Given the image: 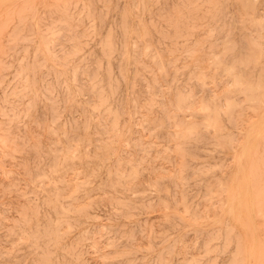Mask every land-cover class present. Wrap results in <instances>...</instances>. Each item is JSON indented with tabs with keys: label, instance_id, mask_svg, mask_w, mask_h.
I'll return each mask as SVG.
<instances>
[{
	"label": "rangeland",
	"instance_id": "1",
	"mask_svg": "<svg viewBox=\"0 0 264 264\" xmlns=\"http://www.w3.org/2000/svg\"><path fill=\"white\" fill-rule=\"evenodd\" d=\"M260 124L264 0H0V264H264Z\"/></svg>",
	"mask_w": 264,
	"mask_h": 264
},
{
	"label": "bare ground",
	"instance_id": "2",
	"mask_svg": "<svg viewBox=\"0 0 264 264\" xmlns=\"http://www.w3.org/2000/svg\"><path fill=\"white\" fill-rule=\"evenodd\" d=\"M262 116H263V115H262ZM260 119H261V118H260ZM260 119H259V121L262 120V119H261V120H260ZM262 122H263V121H262ZM254 124H255V122H254ZM255 125H256V124H255ZM261 125H262V124H260V126H261ZM263 126H264V124H263V125L261 126V128H260L259 125H258V127L260 128L261 131H262ZM258 127H257V128H258ZM253 128H254V126H253ZM255 129H256V128H254V130H255ZM251 130H252V128H251ZM256 130H257V129H256ZM260 130L258 129V132H259ZM261 131H260V132H261ZM251 132H252V131H251ZM251 132H250V133H251ZM262 132H263V131H262ZM248 134H249V133H248ZM258 135H259V134H258ZM248 136H249V135H248ZM250 137H251V136H250ZM250 137H249V138H250ZM253 138H254V137H253ZM247 139H248V137H247ZM247 141H248V140H247ZM248 143H249V142H248ZM245 145H246V144H245ZM243 146H244V145H243ZM243 146H242V147H243ZM246 146H248V145H246ZM244 147H245V146H244ZM244 147H243V148H244ZM249 147H251V146H248L247 149H249ZM240 149H241V148H240ZM245 149H246V148H245ZM242 150H243V149H242ZM250 151H251V150H250ZM250 151H249V152H250ZM242 154H243V152H242ZM248 154H249V153H248ZM244 155H245V153H244ZM244 155H243V156H244ZM247 156H248V155H247ZM238 157H239V156H238ZM240 165H241V164H240ZM241 166H242V165H241ZM241 166H240V167H241ZM241 168H243V167H241ZM243 169H244V168H243ZM241 170H242V169H241ZM246 171H247V170H246ZM243 175H244V173H243ZM243 175H242V176H243ZM245 176H246V175H245ZM248 178H249V177H248ZM245 180H247V176H246V179H245ZM248 181H249V180H248ZM245 182H246V181H245ZM248 183H249V182H248ZM248 183H247V184H248ZM243 184H244V182H243ZM249 184H250V183H249ZM250 185H251V184H250ZM250 185H249V186H250ZM246 187H247V186H246ZM246 187H245V188H246ZM247 188H248V187H247ZM247 188H246V189H247ZM249 188H251V186H250ZM249 190H250V189H249ZM238 191H239V190H238ZM250 191H251V190H250ZM250 191H249V193H250ZM244 192H245V191H244ZM244 192H243V193H244ZM246 192L248 193V191H246ZM247 193H246V194H247ZM249 193H248V195H249ZM251 193H252V191H251ZM246 194H245V196H246ZM240 196H241V195H240ZM251 196H252V195H250V197H251ZM246 197H247V196H246ZM250 197H249V198H250ZM242 199H243V198H242ZM247 200H250V199L247 198ZM247 200L245 199V201H247ZM251 200H252V199H251ZM251 200H250V202H249V201H247V202H249V203L251 204ZM252 202H253V201H252ZM239 203H240V202H239ZM229 204H230V203H229ZM229 204H228V205H229ZM232 204H233V203H232ZM244 204H245V203H244ZM252 204H253V203H252ZM240 205H241V203H240ZM232 206H233V205H232ZM246 206H248V205L246 204ZM251 207H252V206H251ZM250 209H251V208H250ZM250 211H251V210H250ZM247 212H248V207H247ZM249 213H250V212H249ZM251 213H252V211H251ZM248 216H250V214H248ZM250 217H251V216H250ZM251 218H252V217H251ZM255 225H256V224H255ZM253 243H254V242H253ZM252 246H253V245H252ZM251 251H252V250H251ZM254 254H255V252H254ZM252 259H253V258H252ZM254 259H255V257H254Z\"/></svg>",
	"mask_w": 264,
	"mask_h": 264
}]
</instances>
